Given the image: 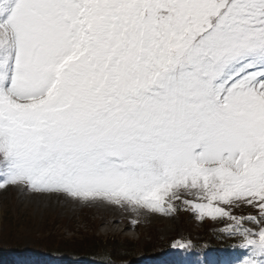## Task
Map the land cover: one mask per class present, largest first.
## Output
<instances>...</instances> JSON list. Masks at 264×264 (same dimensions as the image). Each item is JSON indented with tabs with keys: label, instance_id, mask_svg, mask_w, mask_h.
Here are the masks:
<instances>
[{
	"label": "snow or ice",
	"instance_id": "1",
	"mask_svg": "<svg viewBox=\"0 0 264 264\" xmlns=\"http://www.w3.org/2000/svg\"><path fill=\"white\" fill-rule=\"evenodd\" d=\"M0 177L226 218L264 264V0H0Z\"/></svg>",
	"mask_w": 264,
	"mask_h": 264
},
{
	"label": "rangeland",
	"instance_id": "2",
	"mask_svg": "<svg viewBox=\"0 0 264 264\" xmlns=\"http://www.w3.org/2000/svg\"><path fill=\"white\" fill-rule=\"evenodd\" d=\"M179 195L182 199L193 198L184 192ZM173 203L178 205L180 201ZM245 206L241 204L233 207L232 214L237 215L239 212L235 208ZM245 209L255 212L250 207L241 210ZM103 216L118 220L109 229L107 223L98 222ZM132 220L136 221L135 225L131 223ZM229 222L226 218L197 219V215L186 208L179 210L177 207L174 212L163 214L143 208L133 212L126 204L115 205L102 199L80 200L63 193H37L20 184L0 188V248L13 245L24 248L39 246L41 249H65L77 253L92 250L88 247L89 243L82 244L84 240L88 242L90 239L89 242L93 243L101 239L103 242L126 241L136 244L138 248L147 246L159 249L170 238L187 237L189 241L197 242L195 234L205 230L210 233L208 239L213 234L223 235L222 227ZM244 226L254 227L249 222ZM229 236L224 234L225 238ZM233 238L241 243L239 237ZM171 254L169 261L175 264H241L244 259L238 256L224 258L219 263L211 253L203 260L183 251Z\"/></svg>",
	"mask_w": 264,
	"mask_h": 264
},
{
	"label": "trees",
	"instance_id": "3",
	"mask_svg": "<svg viewBox=\"0 0 264 264\" xmlns=\"http://www.w3.org/2000/svg\"><path fill=\"white\" fill-rule=\"evenodd\" d=\"M180 203H178L179 205ZM179 210H183L184 207H178ZM245 208H249L246 206ZM188 210V209H187ZM242 210L237 215L244 216L245 214H252ZM204 219V218H202ZM225 219V218H224ZM223 220V219H221ZM194 235V234H193ZM187 236V235H186ZM210 233L205 230L203 232L195 234L197 242H191L187 237H181L183 241H186L190 247L196 249H209L213 247L215 242L220 247H229L231 241L224 240V234L218 235L213 234L208 239ZM175 238H170L164 241L160 245L159 249L148 248L147 246L138 248L136 244L132 242H106L101 239H96L93 243L89 240H84L82 244L86 245L89 243L91 251H80V252H68L63 249H41L39 246H32L30 248L8 246L6 249H0V264H135L138 262H144L158 256L163 249L168 247ZM158 242V241H157ZM159 244V242H158ZM10 247V248H9ZM25 259L26 263H19L17 260Z\"/></svg>",
	"mask_w": 264,
	"mask_h": 264
},
{
	"label": "bare ground",
	"instance_id": "4",
	"mask_svg": "<svg viewBox=\"0 0 264 264\" xmlns=\"http://www.w3.org/2000/svg\"><path fill=\"white\" fill-rule=\"evenodd\" d=\"M104 211H108V210H104ZM108 213L110 214L109 211H108ZM110 216L109 217L103 216V217L100 218V220H98V222H105V223H107V227L110 229V228H112V226L114 224V221L115 220H118L117 218L116 219H113V217H110Z\"/></svg>",
	"mask_w": 264,
	"mask_h": 264
},
{
	"label": "water",
	"instance_id": "5",
	"mask_svg": "<svg viewBox=\"0 0 264 264\" xmlns=\"http://www.w3.org/2000/svg\"><path fill=\"white\" fill-rule=\"evenodd\" d=\"M6 248H8V247H4V248L2 247V248H0V249H6ZM9 248H10V247H9Z\"/></svg>",
	"mask_w": 264,
	"mask_h": 264
}]
</instances>
